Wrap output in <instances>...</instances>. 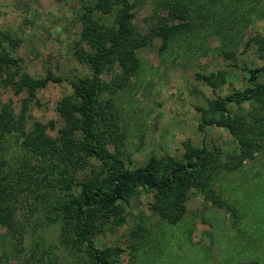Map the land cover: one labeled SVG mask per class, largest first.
<instances>
[{
	"label": "rangeland",
	"instance_id": "obj_1",
	"mask_svg": "<svg viewBox=\"0 0 264 264\" xmlns=\"http://www.w3.org/2000/svg\"><path fill=\"white\" fill-rule=\"evenodd\" d=\"M85 1L0 0L2 46L21 57L32 76L52 72L64 78L37 92L29 105V124L54 121L57 130L63 127L65 121L58 106L65 97L73 96L71 82L92 76L88 65L80 63L75 55L77 41L86 30L80 19ZM135 1V27L153 35L152 27L158 16L167 14L163 8L172 0ZM224 9H219L222 13L216 19L225 25L222 28L219 23L212 27L204 17L195 16L198 28L177 38L167 49H162L160 37H152L151 43L138 51L140 70L124 88L117 87L114 95L107 91L103 96L104 103L113 98L111 103L119 109L125 126L123 143L111 144L109 150L119 155L127 168L147 165L154 157L183 159L187 146L218 147L223 163L229 154L239 151V142L227 127L203 123L201 109H208L219 97L244 89L247 67L252 62L262 64L257 38L264 39V0H233ZM228 50L235 58L225 54ZM211 72L224 75L225 83L214 88L198 78L199 73ZM121 73L115 64L104 78L117 85ZM6 77L0 74V111L9 103L19 112L27 93L16 94L5 86ZM229 107L237 110L236 106ZM7 157L15 167L28 161L15 141L8 146ZM29 164L38 166L31 160ZM215 178L217 183L211 188L228 206H219L206 193L193 189L186 214L173 224L150 208L152 195L141 190L122 207L126 222L118 224L114 220L106 225L95 235L96 245L112 249L110 264H264V148L232 171L219 169ZM53 179L50 177V185L56 190L58 183ZM27 195L29 203L19 210L26 226L23 243L17 245L18 235L0 226L1 264H91V257L84 251L63 245L55 248L59 227L48 224L46 202L43 198L36 201V193ZM139 227L142 233L136 238L135 252L131 233ZM54 254H58L56 260Z\"/></svg>",
	"mask_w": 264,
	"mask_h": 264
},
{
	"label": "trees",
	"instance_id": "obj_2",
	"mask_svg": "<svg viewBox=\"0 0 264 264\" xmlns=\"http://www.w3.org/2000/svg\"><path fill=\"white\" fill-rule=\"evenodd\" d=\"M230 1L233 0L168 1L163 8L167 14L158 16L156 26L152 27L153 35L135 27L138 6L135 0L85 1L80 19L86 30L77 41L75 55L80 63L88 65L92 76L71 82L73 96L65 97L58 106L65 121L58 130L54 121L29 124L28 111L41 88L61 83L64 78L52 72L32 76L24 68L21 57L7 51L0 43V74H7L4 85L16 94L27 93L19 112L9 103L3 104L0 111V226L18 235L17 245L23 243L26 234L19 210L29 203L27 194L32 193H36V201L43 198L46 202L48 224L59 227L55 248L63 245L84 251L91 257V264H110L112 249L98 247L94 237L114 220L118 224L125 223L123 208L141 190L152 195L150 208L173 224L186 214L189 193L193 189L206 193L219 206H228L211 188L217 183L216 172L223 168L232 171L246 157L264 148V39L257 38L261 43L262 64L252 62L247 67V86L232 95L217 98L208 109H201L205 125L225 126L239 142V151L229 154L225 163L221 161L218 147L187 146L183 159L154 157L147 165L127 168L123 159L109 150L111 144L123 143L126 132L119 109L111 103L113 98L104 103L103 96L107 91L114 95L117 87L124 88L140 70L142 62L138 51L149 45L152 37H160L162 49H167L177 38L198 28L195 16L204 17L212 27L218 24L216 19L222 13L219 9L226 10ZM219 26L225 25L219 23ZM252 42L253 39L247 46ZM225 54L235 58L233 51ZM115 64L122 73L118 84L112 86L104 74ZM198 78L214 88L224 84L226 79L215 72L199 73ZM247 104L249 108L245 107ZM230 105L237 110L230 109ZM56 130L57 133L52 134ZM12 141L27 154L28 161L21 166L15 167L7 159ZM30 160L38 166H31ZM50 177L56 179L58 186L61 184L62 190L58 186L56 190L51 187ZM34 205L37 209L38 204L34 202ZM50 206L52 211L48 212ZM141 233L140 227L131 233L135 238L132 243L135 252L136 238ZM54 256L56 260L58 254Z\"/></svg>",
	"mask_w": 264,
	"mask_h": 264
}]
</instances>
